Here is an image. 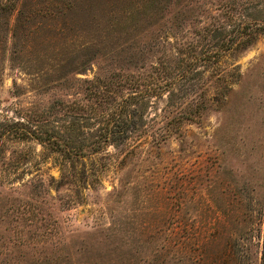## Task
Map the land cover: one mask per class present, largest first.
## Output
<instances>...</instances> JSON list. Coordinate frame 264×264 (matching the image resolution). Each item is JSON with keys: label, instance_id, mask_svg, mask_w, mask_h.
I'll return each mask as SVG.
<instances>
[{"label": "rangeland", "instance_id": "374dc122", "mask_svg": "<svg viewBox=\"0 0 264 264\" xmlns=\"http://www.w3.org/2000/svg\"><path fill=\"white\" fill-rule=\"evenodd\" d=\"M263 241L264 0H0V264Z\"/></svg>", "mask_w": 264, "mask_h": 264}, {"label": "trees", "instance_id": "16d2710c", "mask_svg": "<svg viewBox=\"0 0 264 264\" xmlns=\"http://www.w3.org/2000/svg\"><path fill=\"white\" fill-rule=\"evenodd\" d=\"M260 27H256V29L255 28H253L252 30H251V32L250 33H248V36L250 37V41L248 40L247 42H249L248 44H249V46L251 45V44H253V42L258 38V36L261 34L260 33ZM248 47V46H247ZM245 48V47H244ZM22 126V125H21ZM27 134H29V135H34V136H36L35 135V133L36 132H34V131H27L26 132ZM35 138H39L41 141H43V142H46V139H44V138H41V137H35ZM62 148H65V147H62ZM62 152H64V153H66V151H65V149H63L62 150ZM261 259H262V264H264V241H263V249H262V257H261Z\"/></svg>", "mask_w": 264, "mask_h": 264}]
</instances>
